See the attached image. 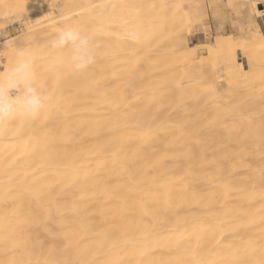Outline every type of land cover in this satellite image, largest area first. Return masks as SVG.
Returning <instances> with one entry per match:
<instances>
[{"label":"bare ground","instance_id":"1","mask_svg":"<svg viewBox=\"0 0 264 264\" xmlns=\"http://www.w3.org/2000/svg\"><path fill=\"white\" fill-rule=\"evenodd\" d=\"M146 1H153L148 4L158 13L161 7L155 9L154 0H0V13L21 10L22 2L29 8L33 2L40 16L57 7L55 20L80 28L96 44L93 64L83 73L67 75L69 85H64L69 87L61 96L55 84L47 83L56 69L52 63L45 68L33 64L43 50L23 52L46 104L55 108L54 97L56 105L65 103L54 115L42 111L36 127H25L21 118L0 125V264H264V132L258 130L264 119L250 114L252 110L227 114L226 108L236 103L224 106L220 99L235 92L238 78L226 75L229 87L221 92L208 62L210 86L188 75L177 62L192 64V48H184L187 42L179 41L180 28L172 21L176 31L167 27L166 34L161 24L155 28L160 21L150 15ZM257 4L258 12H264L260 0ZM167 7L161 11L165 16L176 11L169 13ZM175 14L169 15L171 20ZM54 22L47 30L55 33L62 22ZM173 22L178 26L181 20ZM152 31L153 37L148 34ZM172 31L175 45L165 54L169 57L155 53L161 63L153 53V59L146 57L167 49L166 35ZM232 38L217 35L207 44L203 61L227 51ZM250 38L244 42L250 45L246 51L262 53L255 43H264V33L256 29ZM249 41H257L255 47ZM13 47L0 68L5 83L22 52ZM51 50L44 54L48 62L63 51L55 50V56ZM64 52L59 56L63 61ZM199 65L197 71L204 67ZM257 73L246 79L255 84Z\"/></svg>","mask_w":264,"mask_h":264},{"label":"rangeland","instance_id":"2","mask_svg":"<svg viewBox=\"0 0 264 264\" xmlns=\"http://www.w3.org/2000/svg\"><path fill=\"white\" fill-rule=\"evenodd\" d=\"M150 1V0H149ZM154 1H156L157 3H159L160 5H159V7L157 6L158 4L155 2V4L153 5V6H155V9H159L160 7V10L158 11V13H160V16H161V11L162 10H164V12H166V8L165 7H167V6H170V8H171V10L169 11V13L170 12H172V10H176V11H174V12H172V13H170V14H174V13H177V15L175 14L174 16H175V18H177V21H180L181 20V22H179V25L177 26V22L176 23H174L173 21L175 20V18L173 19L172 18V20L170 19L171 17L170 16H172V15H170V14H168L167 13V15L166 16H168V17H166L163 13H162V17H157V15H158V13H156L155 11L156 10H153V8L154 7H152V5H150L149 6V4H153L152 2L153 1H150V2H147V3H145V5L146 6H148V7H152V10H153V12H152V14H150V15H152L153 17L154 16H156L155 18H157V20L156 21H160L159 23H155V28L157 27H159L158 25H160V26H162L160 29H163L164 30V33H165V31L167 30V27H168V30H170V29H175V31H176V27H178L177 29H179L180 28V40L179 41H181V43H183V45H185L184 43H185V41L187 42V45H185L184 46V48L185 49H187L188 51H190V49L189 48H192L191 49V52L193 51V53L195 54H197L198 56H196V54L194 55L193 54V57H192V60H191V63L192 64H188V63H183V64H181V62H177L178 64H179V66H183L184 68H186V70L188 71V75H192L191 77L192 78H194V77H196L197 79H199V80H202L201 82H209L208 84H209V86H210V82H211V78H212V76H210V75H212V74H214L213 76H215V77H213V79H214V81H215V84H217V86H218V88H219V90H221V89H223L224 90V88L225 89H228V87L229 86H227V84L228 83H226L227 81H226V79H227V76H230V74H232L233 73V75H231L230 77H233V79H237V81L234 83L235 85H237L236 87H234V89H233V91H237L238 92V90L242 93V91H243V93H242V95H241V93L240 92H236V94H235V92L233 93L232 92V94L231 93H229V95L230 96H225V97H222L220 100V103H222V105H224V106H229V105H231V101L233 102L232 104H234V103H236V104H234L235 106H234V108L235 107H237L236 109H234V108H232V107H227L226 108V110H227V114H229L230 112L232 113V112H234V111H236L237 109L239 110V111H241L244 115H248L249 114V112H251L250 114H252V115H254L255 114V116L257 117H260V118H262V119H264V88H262V87H264V79H262V77H264V43H261V41H260V43L261 44H259V41L257 42V41H252V43H250L251 41H249V42H246L247 44L248 43H250L251 45L253 44L254 45V43L255 42H257V43H255V44H258L259 46H260V49H262L261 51H262V53L261 52H257V50H254L256 53V56L254 55V57H252L253 55L252 54H254V51H253V48H252V50L249 52V51H246V49H248L249 47H248V45L246 46V48H245V46H244V42L246 41V40H251V38L250 37H252L254 34H255V32H256V29H259L262 33H264V12H258V9H259V4H257V2L259 1V0H257L255 3H254V0H249V2L248 1H246V2H243V1H241V0H238V1H236L235 0V2H234V0H173L172 2H171V0H164L163 2L164 3H161V2H159V0H154ZM170 1V2H169ZM176 1V2H175ZM251 1V2H250ZM169 2V3H168ZM174 2V3H173ZM230 2H232L231 4H230ZM237 2V3H236ZM239 2V3H238ZM20 3V2H19ZM23 3V5H24V2H22ZM22 3H20V5L22 4ZM26 3H28V2H26ZM30 3H32V7H26V5H22V7H23V9H21V10H19L20 8H18V10L16 9V8H14V9H16V10H9L8 11V9L7 10H3V11H1V13H0V68L2 69L3 68V66H4V64H5V62L7 61L6 60V58H7V51H9V46H11V47H13V46H15V47H13L14 48V50H15V48L18 50H16L18 53L20 52V51H22V52H25V55L26 54H30L31 52H29V51H33V50H31V49H39V50H43V52H42V54L41 55H39V58H41V59H37V60H39L38 62H36V63H33L34 65H38V64H40V66L41 65H43V67L44 66H47V65H49L48 63H52V65H53V67L54 68H56V69H53L52 67V70H53V72H51L50 74H49V76L47 77V78H49L48 79V81H47V83L49 82V84H55V86L56 87H58V88H55V90H56V93H57V91H58V93H59V91L61 92L60 93V96L61 95H63L64 94V90L66 89H68V87L69 86H66V85H69L68 84V78H70L71 76H73L75 73L74 72H71V71H69V69H68V67L66 66V64L68 65V60L69 59H66V57H68L69 58V53H68V51L66 52L65 50H63L62 52H61V50H59L60 52H61V54H59V56H61V55H63V52H64V54H66L67 55V53H68V55L65 57V59H64V61H65V67L63 66L62 67V65H63V63H64V61H63V56H62V58L61 57H57L56 56V54H55V50L54 51H52L51 49V47H49L50 46V41H51V38H53L54 37V35L57 33V30L55 31V33H54V31H52V32H50L49 30H47L48 29V25H49V23H50V21L52 20V21H55L54 23H56L57 24V22L59 21V22H62V23H60L61 25H58V26H60L61 28H59L57 25V27L60 29V30H62L63 29V27L65 28V26L67 27V25H64V26H62V24L64 23L65 24V22L62 20V19H60L59 17H58V19H54L53 17H55V18H57L56 16H58V14H59V10H58V8L56 7H54V8H52V14L51 15H47V16H40L39 14H36L35 13V11H33V9H34V3L33 2H30ZM30 3H28V4H30ZM144 3H142L141 5L143 6L144 5ZM149 3V4H148ZM173 3V4H172ZM227 3H229L230 4V6H229V4H227ZM233 3H234V5H233ZM247 3V4H246ZM251 3V4H250ZM27 4V5H28ZM38 5H40L39 3H37ZM51 4H52V2H51ZM166 4V5H165ZM172 4V5H171ZM248 4H250V5H248ZM255 4V5H254ZM260 4H261V6H262V9H264V0H260ZM31 5V4H30ZM140 5V6H141ZM145 5L142 7H140L141 9H143V8H145ZM52 7H53V5H51ZM233 6H234V8H233ZM21 7V6H20ZM146 8L148 11H151L150 10V8ZM158 7V8H157ZM164 7V9H162ZM27 8L28 10H26V12H23V10L25 11V9ZM33 8V9H32ZM169 7H167V9L169 10L170 9ZM31 9H32V12L30 13H28V11H31ZM57 9V10H56ZM146 9H144L143 11H145L146 13L148 12ZM237 9H239V10H237ZM35 10V9H34ZM235 10V11H234ZM7 11V12H6ZM13 11V12H12ZM23 12L24 13V16L22 15V13L20 14L19 12ZM57 11V12H56ZM3 12V13H2ZM6 12V13H5ZM12 14H11V13ZM17 12H18V15H17ZM168 12V11H167ZM248 12V13H247ZM5 13V14H4ZM10 13V14H9ZM33 13H35V14H33ZM144 13V12H143ZM150 13V12H149ZM153 13L155 14V15H153ZM244 13V14H243ZM246 13V14H245ZM260 13V14H259ZM261 13H262V15H261ZM14 14V15H13ZM16 14V15H15ZM145 15V14H144ZM148 15V14H147ZM147 15H145L146 17H147ZM170 15V16H169ZM179 15H181V18H180V20L178 19V16ZM244 15V16H243ZM260 15V16H259ZM4 16V17H3ZM29 16V17H28ZM152 16H150L151 18H152ZM165 16V17H164ZM177 16V17H176ZM237 16H239V17H237ZM22 17V18H21ZM24 17V18H23ZM27 19H26V18ZM33 17H34V19H33ZM37 17H39V18H37ZM252 17V18H251ZM145 18V17H144ZM148 18V17H147ZM159 18H161V19H159ZM162 18H163V20H162ZM166 18V19H165ZM241 18H243V19H241ZM30 19V20H29ZM50 20L49 22H46L45 20ZM146 19V18H145ZM145 19H144V21H145ZM148 19H150V18H148ZM152 19H154V18H152ZM24 20V21H23ZM47 20V21H48ZM155 20V19H154ZM162 20V21H161ZM167 20V21H166ZM45 21V22H44ZM57 21V22H56ZM151 21V20H150ZM169 21H172L171 23L172 24H174L176 27H173L172 26V24L169 22ZM38 22H40V24H37ZM43 22V23H42ZM59 22H58V24H59ZM166 22V23H165ZM253 22V23H252ZM255 22V23H254ZM147 23H150V22H147ZM146 22L144 23V24H147ZM243 23V24H242ZM37 24V25H36ZM43 24V25H42ZM45 24V25H44ZM67 24V23H66ZM158 24V25H157ZM163 24V25H162ZM170 24H171V26H170ZM253 24V25H252ZM256 24V25H255ZM258 24V25H257ZM166 25V26H165ZM36 26H41L40 28L41 29H39V27H36ZM36 27V28H35ZM47 27V28H46ZM171 27H173V28H171ZM244 27V28H243ZM257 27V28H256ZM25 28H26V31H25ZM28 28V29H27ZM35 28V29H34ZM170 28V29H169ZM183 28L185 29L184 30V32H183ZM242 28H243V30H242ZM253 28H255V29H253ZM29 29H30V31H29ZM32 29H34V30H32ZM39 29V30H38ZM60 30H58V31H60ZM168 30L166 31L167 33L166 34H168ZM248 30H252L253 32H250V31H248ZM31 32V33H29V32ZM35 31V32H34ZM36 31H38V33H36ZM149 31V30H148ZM160 31H162V30H160ZM244 31V32H243ZM249 33H248V32ZM255 31V32H254ZM25 32V33H24ZM33 32V33H32ZM154 33V34H151V33ZM151 33L149 32L148 34H150V35H152L151 37H153V35H155V33H156V31L154 32V31H152ZM173 33H171L170 34V32H169V35H166L167 36V41H166V45L168 46L167 47V49H165V50H162V51H158V52H156L157 50H155V52H151V53H149V56L148 55H146V57H148V58H152L153 59V57H152V55L155 57V53L157 54L158 53V55L159 54H162L163 52V59H167L169 56H166V55H168L169 54V52H171L172 51V47L175 45H172V43H173V38H172V36H173V34H174V31H172ZM182 32V33H181ZM247 34H246V33ZM29 33V34H28ZM163 33V32H162ZM251 33H254V34H252L251 35ZM39 34V35H38ZM45 35V36H43V35ZM48 34V35H47ZM219 34H223V35H232L233 36V38H232V45L231 46H229L228 48L229 49H227V51L226 50H222V52L221 51H219V52H216V56L214 55V57H212L211 56V59H210V57H209V59H208V61H203L204 59H203V57L204 58H208L207 56H208V52H207V50H208V47H206V46H208L207 44H212V43H214L215 41H216V36L217 35H219ZM245 34V35H244ZM250 34V35H249ZM29 35V36H28ZM182 35H185L184 36V38H183V36ZM236 35V36H235ZM43 36V37H42ZM147 36V35H146ZM165 36V37H166ZM169 36V37H168ZM182 36V37H181ZM244 36V37H243ZM33 37V38H32ZM37 37H39V38H37ZM150 37V38H151ZM171 37V38H170ZM186 37V38H185ZM46 38V39H45ZM149 38V35H148V39H150ZM168 38H170V39H168ZM244 38V39H243ZM246 38V39H245ZM10 39V40H9ZM16 39V40H15ZM19 39V40H18ZM24 39V40H23ZM147 39V40H148ZM8 40V41H7ZM43 40V41H42ZM188 40V41H187ZM244 40V41H243ZM6 41V42H5ZM22 41H24L23 43H21ZM29 41V42H28ZM31 41V42H30ZM234 41H235V43H234ZM18 42V43H17ZM2 43V44H1ZM5 43V44H4ZM19 43H20V45H19ZM198 43V44H197ZM237 43V44H236ZM245 43V44H246ZM7 44V45H6ZM9 44V45H8ZM14 44V45H13ZM196 44V45H195ZM206 44V45H205ZM263 44V45H262ZM36 45V47H34V48H32L33 46H35ZM45 45V46H44ZM200 45V46H199ZM23 46H25L24 48H23ZM30 46V47H29ZM44 46V47H43ZM250 46V45H249ZM8 47V48H7ZM170 47V48H169ZM188 47V48H187ZM248 47V48H247ZM252 47V46H251ZM254 47H255V45H254ZM4 48V49H3ZM6 48V49H5ZM20 48V49H19ZM43 48V49H42ZM46 48V49H45ZM51 48V49H50ZM201 48V49H200ZM243 48V49H242ZM258 48V46L256 45V48L255 49H257ZM1 49H2V51H1ZM51 50L52 52H53V54H55V56L56 57H54L53 56V58H54V60L53 59H51V62H48L49 61V59L44 55L45 54V52L46 51H48V50ZM194 49V50H193ZM204 49V50H203ZM260 49H258V50H260ZM6 52H5V51ZM28 50V51H27ZM169 50V51H168ZM243 50L244 51H246V52H244L245 54H248V56H251L252 58H254L253 59V61H251L250 59H251V57L249 58L247 55H244V53H243ZM250 50V49H249ZM59 51H57L56 50V52L57 53H60ZM168 51V52H167ZM224 51H226V52H224ZM159 52H161V53H159ZM230 52V53H229ZM251 53V54H249V53ZM51 53V52H50ZM153 53V54H152ZM47 54H49V52L48 53H46V55ZM150 54H152V55H150ZM166 54V55H165ZM227 54H229V55H227ZM6 56V57H5ZM41 56V57H40ZM46 58H45V57ZM52 56V55H51ZM65 56V55H64ZM157 56V55H156ZM160 56L161 55H159L158 57L160 58ZM161 56V57H162ZM227 58H225V57ZM246 56V57H245ZM259 56V57H258ZM165 57V58H164ZM199 57H201V59H199ZM231 59H230V58ZM248 57V58H247ZM52 58V57H51ZM56 58H57V60H56ZM58 58H60V59H58ZM159 58H157V60H158V62H162V61H164L163 59H159ZM196 58H197V60H196ZM227 60V62H226V60ZM247 59L250 61V62H252V63H249L248 61H247ZM52 60L54 61V62H52ZM60 60H62V62H61V64L62 65H57V64H60L59 63V61ZM66 60H67V62H66ZM157 60H156V57H155V61L157 62ZM255 60V61H254ZM257 60V61H256ZM193 61V62H192ZM207 65V62L209 63L208 65H209V67L211 68V70H210V72L211 71H213L210 75H207L206 74V72H208L209 70L208 69H210V68H208V65L206 66L204 63ZM247 62H248V64H247ZM194 63V64H193ZM253 63H256V64H254V67H253ZM54 64H56V66L54 65ZM93 64V63H92ZM199 64H202V65H199ZM37 65H36V67H37ZM198 65H199V67H201V66H204V67H201V68H199V71H197L198 69ZM249 65V66H248ZM252 65V66H251ZM39 66V65H38ZM39 66V67H40ZM188 66H189V68H188ZM191 66V67H190ZM194 67V69L197 71H195L194 69H193V67ZM35 67V68H36ZM38 67V69H40ZM49 67V66H48ZM47 67V68H48ZM263 67V68H262ZM45 68V67H44ZM63 68H66L65 69V71H64V69ZM191 68H192V70H191ZM204 68H206L207 70L205 71L204 70ZM217 68V69H216ZM241 68V69H240ZM249 68V70H247ZM252 68H254V70H252ZM215 69V70H214ZM261 69V70H260ZM55 70V71H54ZM57 70V71H56ZM61 70V71H60ZM60 73H59V72ZM192 73H191V72ZM200 71H202V72H200ZM229 71V72H228ZM244 71V72H243ZM253 71V73L255 72V73H257V72H259V74L260 75H258L257 76V74H253V79H252V81H256V83H258V84H254L253 82H251V79H250V77H251V72ZM58 72V73H57ZM198 72L199 73H201L200 75H198ZM205 72V73H204ZM210 72H208V74L210 73ZM239 74H237V73ZM54 73V74H53ZM71 73H73V75L71 74ZM193 73H194V75H193ZM241 73V74H240ZM247 75H246V74ZM244 74V75H243ZM58 75V76H57ZM70 76V77H68V76ZM76 75V74H75ZM227 75V76H226ZM241 75L243 76V78H241ZM59 76H60V78H59ZM204 77V79L202 78V79H200L201 77ZM248 76H250L249 78H247L246 79V77H248ZM56 79H55V78ZM62 77V78H61ZM65 77V78H64ZM200 77V78H199ZM206 77V78H205ZM208 77H210V81H208ZM230 77H228V78H230ZM237 77V78H236ZM196 78H194V79H196ZM64 79H66L65 81L67 82H65L64 81ZM71 79H73V77L71 78ZM70 79V80H71ZM75 79H76V77H75ZM225 79V80H224ZM239 79H240V81H239ZM241 79H243V80H241ZM257 79V80H256ZM52 80V81H51ZM59 80H60V82H59ZM199 80H197V81H199ZM250 80V81H249ZM262 80V81H261ZM214 81H212V83H214ZM246 81L249 83V82H251L250 84H248V85H245V84H247L246 83ZM51 82V83H50ZM59 82V83H58ZM73 82H76V80L75 81H73L72 80V83ZM200 81H199V83H201ZM262 82H263V84H262ZM46 83V84H47ZM71 83V82H70ZM198 83V82H197ZM241 84V83H243V84H241V85H239V84ZM58 84V85H57ZM59 84H60V86H59ZM64 84H66V85H64ZM222 84V85H221ZM252 84V85H251ZM261 84H262V86H261ZM64 85V86H63ZM212 85V84H211ZM243 85V86H242ZM255 85V86H254ZM258 85V86H257ZM250 86V87H249ZM45 87H46V85H45ZM227 87V88H226ZM246 87H248V89L246 88ZM254 87V88H253ZM257 87V88H256ZM60 88H62L61 90H60ZM64 88V89H63ZM243 88V89H242ZM250 88H252V89H250ZM242 89V90H241ZM245 89H247V90H245ZM249 89H250V91H252L251 93H250V91H249ZM254 89V90H253ZM260 89V90H259ZM261 89H263V90H261ZM244 90L247 92L246 93V95L244 94ZM249 91V92H248ZM63 92V93H62ZM221 92H222V90H221ZM220 92V93H221ZM261 92V93H260ZM240 93V94H239ZM11 94L13 95V96H15L16 94H18V90H16V89H13V90H11ZM249 94H251V96L249 95ZM236 97H235V96ZM239 95V97L237 98V96ZM249 95V96H248ZM263 95V96H262ZM59 96V95H58ZM59 96V98L61 99V97ZM233 96V97H232ZM246 97V96H248V97H246V98H242V97ZM63 97V96H62ZM209 97V96H208ZM232 97V98H231ZM54 98H56V97H54ZM54 98L52 99L55 103V105L54 106H56L55 108L54 107H52L51 106V104L52 103H50V106H49V108L50 107H52V108H54V109H52L51 108V110L50 109H48V110H46L45 108H44V110L43 111H50V112H52V115H54V114H56V113H58L60 110H62L63 109V106H64V103L65 102H61V101H58V103H60L59 104V106H58V104L56 105V101H57V99H58V97L56 98V100H54ZM240 98H242L243 100H245V101H242L241 100V102L243 103H239V104H237L239 101H240ZM249 98V99H248ZM255 98V99H254ZM64 98H62V100H63ZM224 99H226V101L224 100ZM230 99V100H229ZM239 99V100H238ZM252 99V100H251ZM51 100V101H52ZM249 100V101H248ZM52 101V102H53ZM236 101V102H235ZM228 102H230V103H228ZM246 102V103H245ZM48 103V104H49ZM63 103V104H62ZM228 103V104H227ZM48 104H46V105H48ZM225 104H227V105H225ZM240 104H242V105H240ZM252 104V105H251ZM239 105V106H238ZM261 105V106H260ZM61 106H62V109H60V110H58L59 109V107L61 108ZM233 106V105H232ZM247 106V107H246ZM251 106V107H250ZM239 107V108H238ZM232 108V109H231ZM250 108V109H249ZM56 109V110H55ZM229 109V110H228ZM231 109V110H230ZM234 109V110H233ZM242 109V110H241ZM53 110V111H52ZM233 110V111H232ZM249 110H252V111H249ZM57 111V112H56ZM249 111V112H248ZM218 112V111H217ZM44 113V112H43ZM42 113V114H43ZM219 113V112H218ZM248 113V114H247ZM21 119H23L22 121V125H25V127H29L30 126V124H31V127H32V125H34L35 127H36V125H37V121H38V117L37 118H29V117H25V118H23V117H21ZM28 119V120H27ZM35 120V121H34ZM25 121V122H24ZM28 121H30V122H28ZM32 121V122H31ZM263 121V125H264V120H262ZM29 124H28V123ZM33 123V124H32ZM36 123V124H35ZM240 125L239 126H241L242 124L244 125L245 123H239ZM246 126H247V128H248V125L246 124ZM264 126H258V130H260V131H263L264 132V128H263ZM251 128V127H250ZM244 129V128H243Z\"/></svg>","mask_w":264,"mask_h":264},{"label":"clouds","instance_id":"3","mask_svg":"<svg viewBox=\"0 0 264 264\" xmlns=\"http://www.w3.org/2000/svg\"><path fill=\"white\" fill-rule=\"evenodd\" d=\"M53 50H68L69 71L83 73L95 60L96 44L80 28L68 26L58 31L50 41ZM18 90L13 96L11 90ZM47 97L35 85L32 79L31 61L23 52L9 73L7 82L0 80V125L5 121L21 117L36 118L44 110Z\"/></svg>","mask_w":264,"mask_h":264},{"label":"water","instance_id":"4","mask_svg":"<svg viewBox=\"0 0 264 264\" xmlns=\"http://www.w3.org/2000/svg\"><path fill=\"white\" fill-rule=\"evenodd\" d=\"M262 8V6H260Z\"/></svg>","mask_w":264,"mask_h":264}]
</instances>
